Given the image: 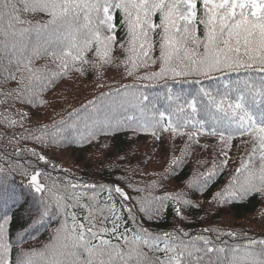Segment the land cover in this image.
<instances>
[{"label": "snow or ice", "instance_id": "6c2138e0", "mask_svg": "<svg viewBox=\"0 0 264 264\" xmlns=\"http://www.w3.org/2000/svg\"><path fill=\"white\" fill-rule=\"evenodd\" d=\"M121 28L123 42L117 39ZM116 47L124 50L127 75L148 82L115 89L123 108L119 115H83L90 107L98 113L99 103L112 93L36 131L25 128L27 117L14 107L0 112V143L13 149L11 154L0 149V209L24 197L9 181L18 173L36 194L27 210L28 229L38 230L53 216L58 224L48 244L26 250L21 247L25 237L15 245L9 239L12 217L5 212L0 216V264H264V238L245 235L241 243L220 246L207 234L219 235L217 229L161 234L145 227V220L160 218L168 201L178 205L174 210L183 218L179 206H193L186 191L149 193L133 201L116 183H82L67 174L53 178V162L27 147L29 141L49 148L69 141L83 146L97 133L120 130L156 139L164 132L187 135L168 176L185 164L200 136L216 137L219 158L192 173L185 185L202 192L227 166L230 142L248 137L240 143L250 151L214 199L223 205L254 195L264 198V0H0V89H6L0 94L9 100L30 105L69 73L83 75L87 66L98 70L111 64ZM39 60L46 63L38 67ZM148 67L156 70L139 74ZM12 82L17 87L9 89ZM186 84L195 87L187 93L176 90ZM148 87L163 89V96H150L144 91ZM17 127L24 131L9 134ZM48 166L51 172L45 171Z\"/></svg>", "mask_w": 264, "mask_h": 264}, {"label": "trees", "instance_id": "16d2710c", "mask_svg": "<svg viewBox=\"0 0 264 264\" xmlns=\"http://www.w3.org/2000/svg\"><path fill=\"white\" fill-rule=\"evenodd\" d=\"M33 18V17H28ZM36 16L35 19H40ZM158 20V17H157ZM117 39L123 42L126 39L125 30L119 29ZM158 51L156 55H158ZM89 59L95 57L89 53ZM124 50L116 47L113 52V61L106 64L100 69L87 66V71L81 75L78 72L69 73L67 77L57 80L56 84L45 89L41 93L40 99L32 104L17 103L7 99L0 94V112L6 108L14 107L17 111L24 113L27 117L25 128L36 131L43 125H51L59 122L61 118H67L68 114L75 109H82L89 101L96 100L102 94L112 93L106 97L103 103H99L97 110L88 109L84 116L89 114H107L119 115L123 108L120 107L121 98L115 94V89L122 85L133 83H148L136 81L133 77L127 75V70L122 69L125 65ZM123 64H122V63ZM46 60L36 62L37 66L44 65ZM116 66L115 72L111 69ZM49 67H52L51 65ZM156 70L153 67L142 68L139 72ZM110 73H113L111 76ZM80 78V79H77ZM73 80V86L67 87ZM81 86L78 90L74 85ZM208 82H206L207 84ZM15 82L8 85V88H16ZM194 85H177L176 90L182 88L185 93ZM6 89H0V93ZM144 91L150 96H163L164 90L159 87H148ZM128 112L134 111L130 106ZM14 118L19 119L13 114ZM102 118V115H101ZM91 124V121H89ZM80 132H84V126L79 125ZM24 129L14 128L9 134L23 132ZM74 138L77 137L75 130ZM68 133L65 132L64 135ZM208 140V143L205 140ZM247 140L248 137L234 138L230 142L229 162L227 166L216 176L208 187L202 192H196L185 188L186 182L194 172H203L212 166L213 161L219 158L221 148L217 144L216 137L203 135L199 137V144L191 145V152L186 159L185 164L179 168L173 175L165 176L166 170L170 167L173 156L179 157L181 152L188 143L187 135L181 134L174 136L169 132L160 134V138H154L150 133L133 132L131 130H120L115 134L101 135L97 133L96 138L91 142H85L83 146L69 141L54 147H41L33 142H27V147L36 148L44 152L47 157L56 166V171L52 172L53 178L69 175L82 183H97L108 186L116 183L129 193L132 200L135 201L138 196H162L164 194H173L180 191L188 193L187 198L193 202L192 207L180 205L182 217H178L175 212L173 202L166 203V210L160 218L155 221H144L145 227L157 233L171 232L174 229L181 228L190 234L202 233L204 229H217V232L207 233L216 239L218 245H233L243 242L245 235L264 238V198L254 195L246 197L231 203L219 204L215 199V194L220 192L232 180L236 169L240 167L241 160L246 157L250 146L240 143V140ZM180 141V143H177ZM150 144V147L142 153V147ZM171 144H175L172 145ZM181 145V146H180ZM0 149L12 153L13 149L5 143H0ZM204 153V156H193L197 153ZM207 161V163H203ZM61 169L64 171L61 172ZM51 172V166L45 169ZM3 177H0L2 180ZM9 181L15 185L18 192L24 193V197L17 203H10L8 208L0 209V216L5 212L12 217L8 226V237L15 245L19 237H25L23 247L26 250L40 249L43 245L48 244L52 238L54 229L58 226L57 217L53 216L50 221H46L38 230L28 229V208L33 200L32 193L28 187V178L17 174L9 177ZM126 184H131L132 189L140 188L144 191L139 193ZM155 184V187H152ZM70 223V221H69ZM233 232L236 236L229 237L224 233ZM223 242V244H221ZM14 247V251H15Z\"/></svg>", "mask_w": 264, "mask_h": 264}, {"label": "rangeland", "instance_id": "374dc122", "mask_svg": "<svg viewBox=\"0 0 264 264\" xmlns=\"http://www.w3.org/2000/svg\"><path fill=\"white\" fill-rule=\"evenodd\" d=\"M121 50H123V49H121ZM122 63V62H121ZM125 63V62H124ZM123 64V63H122ZM116 66H114L112 69H111V72H115V70H116ZM122 69L124 70V71H126L127 70V68L125 67V65H123V67H122ZM110 75L112 76L113 75V73H110ZM77 79H80V78H78L77 77ZM69 86H73V80H71L70 82H69V84L67 85V87H69ZM76 87V89L78 90L79 88H81V86L79 85V84H77V81H76V83H75V85H74V88ZM205 142L206 143H208V140L206 139L205 140ZM177 143H180V141H178ZM172 145H175V144H171V146ZM181 146V145H180ZM150 147V144H146L145 146H143L142 147V153H143V155H144V151H146V149H148ZM146 152H148V151H146ZM197 156H199V157H201V156H204V153H197V154H195L194 156H193V159H197Z\"/></svg>", "mask_w": 264, "mask_h": 264}]
</instances>
